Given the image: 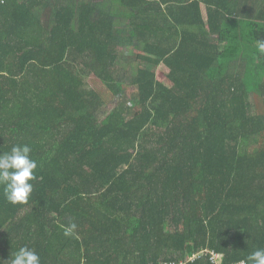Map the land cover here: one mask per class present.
Masks as SVG:
<instances>
[{
    "label": "trees",
    "instance_id": "obj_1",
    "mask_svg": "<svg viewBox=\"0 0 264 264\" xmlns=\"http://www.w3.org/2000/svg\"><path fill=\"white\" fill-rule=\"evenodd\" d=\"M262 44L264 0H6L0 153L29 145L38 167L28 203L0 187V261L27 246L41 264H248Z\"/></svg>",
    "mask_w": 264,
    "mask_h": 264
},
{
    "label": "clouds",
    "instance_id": "obj_2",
    "mask_svg": "<svg viewBox=\"0 0 264 264\" xmlns=\"http://www.w3.org/2000/svg\"><path fill=\"white\" fill-rule=\"evenodd\" d=\"M264 48V44L261 45ZM29 145H14L9 152L0 153V187L6 200L12 204H26L33 192V181L38 163L31 157ZM64 235H76L77 225H61ZM248 264H264V248L257 249L247 257ZM0 264H41V259L34 249L27 246L19 248L8 261Z\"/></svg>",
    "mask_w": 264,
    "mask_h": 264
},
{
    "label": "rangeland",
    "instance_id": "obj_3",
    "mask_svg": "<svg viewBox=\"0 0 264 264\" xmlns=\"http://www.w3.org/2000/svg\"><path fill=\"white\" fill-rule=\"evenodd\" d=\"M0 2H3L0 5V7H1L3 4H5L6 0H3V1L0 0ZM43 10H44V8L39 9L40 12H42ZM101 10H103L102 7H101ZM127 22H128V20H123V24H119V25L117 24V26H116V28L119 30V32H123V35H125V34L127 35L129 32V29H128L129 25L127 24ZM122 51L123 52H131L130 49H127V48H123ZM86 83L90 87H93L96 84V79H92V78L87 79ZM110 109L111 108H109L108 110H110Z\"/></svg>",
    "mask_w": 264,
    "mask_h": 264
},
{
    "label": "built area",
    "instance_id": "obj_4",
    "mask_svg": "<svg viewBox=\"0 0 264 264\" xmlns=\"http://www.w3.org/2000/svg\"><path fill=\"white\" fill-rule=\"evenodd\" d=\"M3 1V0H2ZM3 2H0V5L2 4Z\"/></svg>",
    "mask_w": 264,
    "mask_h": 264
}]
</instances>
